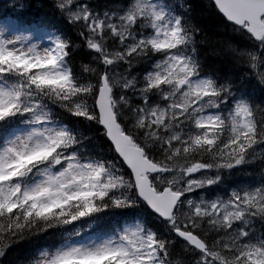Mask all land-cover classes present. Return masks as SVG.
I'll list each match as a JSON object with an SVG mask.
<instances>
[{
	"label": "snow or ice",
	"instance_id": "obj_1",
	"mask_svg": "<svg viewBox=\"0 0 264 264\" xmlns=\"http://www.w3.org/2000/svg\"><path fill=\"white\" fill-rule=\"evenodd\" d=\"M209 5L0 10V264H264V0Z\"/></svg>",
	"mask_w": 264,
	"mask_h": 264
},
{
	"label": "trees",
	"instance_id": "obj_2",
	"mask_svg": "<svg viewBox=\"0 0 264 264\" xmlns=\"http://www.w3.org/2000/svg\"><path fill=\"white\" fill-rule=\"evenodd\" d=\"M43 0H38L36 3L33 4L35 8L38 5L42 4ZM34 0H31L33 3ZM196 4V17L198 23L203 25L205 30L208 33V41L205 46H203L202 55L205 53H210L214 50L220 49L221 45L219 41L223 40L225 37L222 31L217 29L218 18L212 12L210 5L205 0H195ZM208 63L215 64V63H223L219 58L213 57L212 55L208 56Z\"/></svg>",
	"mask_w": 264,
	"mask_h": 264
}]
</instances>
